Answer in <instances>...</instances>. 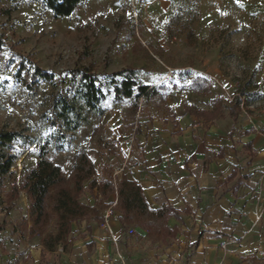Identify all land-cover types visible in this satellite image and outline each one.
I'll list each match as a JSON object with an SVG mask.
<instances>
[{
	"label": "rangeland",
	"instance_id": "1",
	"mask_svg": "<svg viewBox=\"0 0 264 264\" xmlns=\"http://www.w3.org/2000/svg\"><path fill=\"white\" fill-rule=\"evenodd\" d=\"M23 60L53 72L54 81L26 87L15 76ZM128 66L142 82L164 86L140 100L137 113L130 100L114 101L110 85V75ZM83 69H90L108 93L88 113L79 92ZM199 76L205 82L195 91L191 83ZM163 94L167 103L191 109L218 101L224 117L237 103L242 118L264 121V0H86L59 18L42 0H0V132L18 133L4 148L15 161L0 185V222H10L3 231L1 262L8 261L12 244L28 240L23 219L30 203L22 183L41 146L45 143L69 180L81 151L92 156L99 177L113 178L123 166L130 170L140 137L152 135L153 121L167 113L159 108ZM74 110L87 116L76 129ZM37 129L40 140L34 145ZM13 186L20 190L16 200L9 198ZM81 200L95 203V194L86 191ZM56 224L52 213L48 231L55 232ZM153 234L159 235L158 229ZM34 240L41 242L42 236Z\"/></svg>",
	"mask_w": 264,
	"mask_h": 264
},
{
	"label": "crops",
	"instance_id": "2",
	"mask_svg": "<svg viewBox=\"0 0 264 264\" xmlns=\"http://www.w3.org/2000/svg\"><path fill=\"white\" fill-rule=\"evenodd\" d=\"M164 102L175 115L159 107L167 113L153 121L152 135L140 137L130 170L118 172L142 185L152 209L169 205L178 216L156 219L149 229L136 222L125 229L114 209L104 223L91 220L90 231L86 222L74 224L75 240L66 250L36 242L28 216V240L12 244L6 264H264V121L242 118L241 111L237 120L224 117L215 103L191 109ZM2 238L0 249L3 232Z\"/></svg>",
	"mask_w": 264,
	"mask_h": 264
},
{
	"label": "trees",
	"instance_id": "3",
	"mask_svg": "<svg viewBox=\"0 0 264 264\" xmlns=\"http://www.w3.org/2000/svg\"><path fill=\"white\" fill-rule=\"evenodd\" d=\"M45 6L54 14L56 18L67 17L74 13L77 7L86 0H42ZM81 88L80 98L83 106L87 108L86 113L99 108L101 102L107 99L108 93L98 83L97 76L89 69L80 71ZM17 80L23 82L26 87L33 89L34 84L40 81H54L55 74L44 70L32 60L20 62L19 69L15 74ZM110 85L113 89V99L116 102L130 100V106L134 113L141 108L140 100L148 99L159 94V88L141 81L137 69L131 66L125 67L110 75ZM204 77L195 78L191 86L194 89H202ZM165 101V95H161ZM63 111L68 112V101L63 98ZM215 101V107H219ZM164 108L174 116L173 110L165 105ZM215 108V109H216ZM239 104H234L230 108V114L237 120L240 114ZM86 113L80 110L72 112L76 118L74 129L82 124V120L87 119ZM202 115L210 117L209 111H201ZM140 132V125H137ZM18 137L17 132H0V185L4 178L11 174L10 169L14 166L15 157L4 152V148L10 146ZM45 143L41 146L36 166L27 171L22 183V190L29 199V217L31 220L30 235L42 236V243L48 249L63 246L66 250L75 240L73 236L77 230L73 229L74 224L82 225L86 222V230L90 231V221L104 223L106 218L104 211L112 206L117 210L118 219L127 229L131 223H137L144 229L152 228L156 225L155 220L160 219L167 222L171 215L178 216V211L172 206H163L159 209H152L146 199L142 185L135 179L129 177L126 171L117 177V183L111 177H99L98 169L94 159L90 154L81 151L77 155L76 163L73 167V176L69 180L65 176L62 167L55 164L45 151ZM89 191L95 194V203L84 202L81 196ZM117 194V201H111V196ZM20 196L18 187L13 186L9 192V198L16 200ZM52 213L56 216V231H48V226L52 220ZM6 228V221L0 222V247L3 242L2 232ZM164 229L171 232V229L164 225Z\"/></svg>",
	"mask_w": 264,
	"mask_h": 264
},
{
	"label": "built area",
	"instance_id": "4",
	"mask_svg": "<svg viewBox=\"0 0 264 264\" xmlns=\"http://www.w3.org/2000/svg\"><path fill=\"white\" fill-rule=\"evenodd\" d=\"M113 214V208H112V206L111 207H109L108 208V210H107V212H106V214H105V217L106 218H109L111 215ZM130 233L131 234H134L135 233V230H130ZM226 246V242H222L221 243V247H225Z\"/></svg>",
	"mask_w": 264,
	"mask_h": 264
},
{
	"label": "water",
	"instance_id": "5",
	"mask_svg": "<svg viewBox=\"0 0 264 264\" xmlns=\"http://www.w3.org/2000/svg\"><path fill=\"white\" fill-rule=\"evenodd\" d=\"M36 134H37V137H36V139L34 141V145H36L39 142V140H40V130L39 129H37Z\"/></svg>",
	"mask_w": 264,
	"mask_h": 264
}]
</instances>
